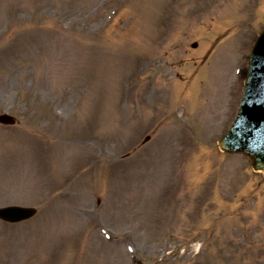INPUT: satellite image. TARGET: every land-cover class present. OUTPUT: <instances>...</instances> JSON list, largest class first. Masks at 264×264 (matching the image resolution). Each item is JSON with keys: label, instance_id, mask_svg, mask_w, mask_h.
<instances>
[{"label": "rangeland", "instance_id": "rangeland-1", "mask_svg": "<svg viewBox=\"0 0 264 264\" xmlns=\"http://www.w3.org/2000/svg\"><path fill=\"white\" fill-rule=\"evenodd\" d=\"M263 28L264 0H0V207L37 209L0 264H264V175L217 146Z\"/></svg>", "mask_w": 264, "mask_h": 264}, {"label": "water", "instance_id": "water-1", "mask_svg": "<svg viewBox=\"0 0 264 264\" xmlns=\"http://www.w3.org/2000/svg\"><path fill=\"white\" fill-rule=\"evenodd\" d=\"M0 122L13 123L2 115ZM221 150L227 153H245L255 170L264 171V31L258 37L249 60L241 105L233 126L219 141ZM36 213L33 208H0V219L15 223L30 219Z\"/></svg>", "mask_w": 264, "mask_h": 264}]
</instances>
